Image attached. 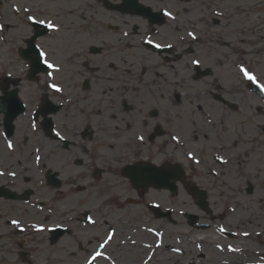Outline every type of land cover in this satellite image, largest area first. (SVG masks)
I'll return each mask as SVG.
<instances>
[{
  "label": "flooded vegetation",
  "instance_id": "1",
  "mask_svg": "<svg viewBox=\"0 0 264 264\" xmlns=\"http://www.w3.org/2000/svg\"><path fill=\"white\" fill-rule=\"evenodd\" d=\"M221 1L46 0L34 3L35 10L45 6L44 12H31L17 11L13 0H0L1 31H6H0L1 254L32 264V250L38 245L32 246V237L44 235L49 245L64 239L79 255L78 264H86L106 233H116L118 216L127 219L124 229L134 233L136 241L142 240L146 226H176L178 166H190L186 184L204 189L209 207L200 210L195 195H189L205 216L201 220L197 215L198 221L207 225L189 229H224L226 234L216 220L242 215L247 205L239 197L245 193L253 200L249 202L257 203L259 217L248 219L250 229L235 226L228 235L249 232L255 246L264 247V172L261 166H238L241 156L255 154V145L259 149L264 144L252 139L250 148L238 152L245 140L244 106L247 101L253 104L258 125L260 117L264 119V100L249 91L234 65L243 59L242 51L231 48L235 62L228 66V42L237 31L229 28ZM213 7L221 14L214 15ZM28 15L52 20L59 31L47 28L46 35L33 39ZM157 43L172 47L156 48ZM35 44L60 65L49 82L59 83L62 93L46 88L45 68L34 63ZM258 79L264 84V77ZM141 135L143 142L137 139ZM197 139L194 144L201 151L195 152L189 142ZM207 150L204 162L200 155ZM189 152L196 164L187 158ZM223 167L234 168L233 174L224 173ZM198 172L207 178L205 185L195 179ZM226 175L241 184L236 187ZM153 179L159 184L166 179L172 189L151 185ZM212 192L220 200L234 201L235 210L224 201L216 210ZM164 210L170 211L166 218ZM52 228L64 229L54 244ZM114 243L115 235L101 251L112 256Z\"/></svg>",
  "mask_w": 264,
  "mask_h": 264
},
{
  "label": "rangeland",
  "instance_id": "2",
  "mask_svg": "<svg viewBox=\"0 0 264 264\" xmlns=\"http://www.w3.org/2000/svg\"><path fill=\"white\" fill-rule=\"evenodd\" d=\"M39 3H43V0H39ZM19 4L29 5V3L27 2ZM213 6H215V3ZM219 7L226 9L227 11V23L229 24V28L234 29L238 32L241 31L242 33L240 34V36L243 42L242 44L238 45L239 33H237V39L236 41H234V49L236 47H241L244 50L243 52L245 53V56L243 58V64L249 69H252L253 67L258 71L259 74L264 75V0H222ZM40 10L41 12H44L45 6H42ZM228 52L230 53V51ZM230 75L231 74L229 73V76ZM232 77L234 78L235 75H233ZM244 92L247 96L248 94H246V91ZM254 117L255 112L253 110V104L251 105V103L247 101L246 105L244 106L243 112L244 125L241 126L243 132H245V140H242L243 144L238 146V152L242 148H250V145H252V139L254 140V142L258 140L260 143H262L264 137V119L263 117H260L259 124L257 125L254 121ZM195 141H200V139L189 142L190 145L193 147V150L195 152L201 151V147H199V144H194ZM210 143L214 144L213 141L208 142V144ZM203 144L204 140L201 145ZM208 151L209 150L200 155L204 162H207L208 160ZM253 152H255V154L250 155L249 157L241 156V160H239L238 166H241L246 170L256 169L257 166H261L260 173L264 172V144H262L259 149H257L255 145V149L253 150ZM210 164L213 165L211 161ZM194 167L197 169V171H204L203 166ZM215 167L217 169H220L217 166ZM225 168L226 167H223L224 173L230 175L233 174L234 168ZM186 169L188 172L189 166H186ZM204 176L205 175H203V173L198 172L197 178L195 179L198 183L205 185L207 178ZM225 177L233 182V185H235L236 187L241 184V180L233 179L232 181L231 176L226 175ZM225 177H222L221 180H224ZM225 184V181L223 184H221L224 189L226 188ZM180 186L181 187L179 195L176 196L178 205V207L176 208L177 211L186 210L195 211L196 213H198L199 211L192 204L188 193L184 190L182 185ZM244 194H242V197L246 200H243L241 195L239 197V202L247 205L244 208L245 210L243 214L239 215L236 212L231 216L226 215L222 220H216L218 221L217 223H222L225 228L231 229L232 231L235 226H238L241 230H248L251 228L250 223L248 224V219L257 220V218L259 217L258 213L256 212L257 203L249 202V199H251V197L247 194L245 196ZM219 200L220 197L218 198L216 194L212 192L211 202L214 203V208L218 211L221 201H225L226 199H221L220 201ZM231 203L234 204V201H231ZM199 218L201 220H204L205 216L199 212ZM175 219L177 220L178 224L176 226L168 225L166 222L162 224V228H164L165 230L166 242L170 244L171 247L173 246L175 251L172 252L170 250V252L163 253L164 249L160 248L157 252L149 254V256L144 258L143 260V256L145 255V253H147V250H145V248L142 249L141 246H134L132 248L130 246L124 245L120 247L117 245L120 244V242L127 240L126 235L132 234V232L124 229V222L127 219L123 216H118L117 221L119 222V226H117V236L115 237L114 247L112 248L113 255L109 256L111 260L100 264H113V262L114 264H141L142 260V264H220V262L221 264H247L251 261L259 260L264 264V258H262V256L264 255V247L255 246V244L253 243V239L251 240V236L246 237V239H244L243 241L249 247L248 252L237 255H232L229 253L227 254L223 249V246H221L223 247L222 250H218L215 247L216 244H224V242H227V240H225L223 237H220L214 231V229L208 231L189 230L185 220L181 216H176ZM262 229H264L263 225L260 226V230ZM175 237H178V241L175 239ZM202 237H204L203 240ZM141 238L143 240L145 239L149 243L154 241V237L152 235L150 236V234L148 233L146 234V232L142 233ZM260 238H264V234L261 235ZM32 239L35 240L31 243L32 246H36V244H38V248H33V261L31 260L32 264H78L77 260L79 258V255L76 253V251H74L73 248H68L66 246L67 243L63 242L64 239H61L57 244L52 246H50L48 242H46V239L44 240V235L33 236ZM231 239L233 240L234 238ZM234 241L239 242L241 240L235 239ZM199 244L201 245V248ZM176 249H179V251H176ZM255 249L260 250V252L256 251ZM254 250L257 252V254L253 253ZM201 253L204 254L203 257L200 256ZM2 255H4L5 257L2 261H0V264H26L25 262H22L18 256L6 257L5 254L0 253V256Z\"/></svg>",
  "mask_w": 264,
  "mask_h": 264
},
{
  "label": "snow or ice",
  "instance_id": "3",
  "mask_svg": "<svg viewBox=\"0 0 264 264\" xmlns=\"http://www.w3.org/2000/svg\"><path fill=\"white\" fill-rule=\"evenodd\" d=\"M17 11H19L17 9ZM25 11H30L29 9H25ZM165 15L175 19V17L172 15L171 12L165 11ZM27 20L36 24H40L45 26L48 29H52L53 31H59L60 25L53 22L50 19H37V17L35 15H28L27 16ZM3 25H0V28H3ZM125 35H127V33H125ZM188 35L190 37H192L193 39H196V36L193 32H189ZM147 43L149 44H153L152 40H147ZM172 47L171 44L168 45H162V44H154V47L156 48H161V47ZM35 48V56H34V63L35 64H39L44 66L45 68V73H46V79H45V86L47 89H51L53 93H62L64 91V89L61 87V85L59 83H55V82H49L51 80L54 79V72H60L61 71V67L60 65L53 63L50 59H49V53L46 52L40 44H35L34 46ZM192 64L194 65H199L200 61L199 60H192L191 61ZM238 71L239 73L242 75V78L247 80V81H251L253 84H256L258 88H260L261 91H264V84H261L260 81L257 79V76L249 71V69L247 67H245V65L243 63H240L238 65ZM10 75V73H9ZM32 128L35 129L36 128V124L35 122L32 123ZM56 136L60 137V133L56 132ZM62 139V137H61ZM137 139L141 142L144 141V136H138ZM173 140L179 142V137L178 136H173L172 137ZM8 147L12 148L13 144L11 141H8ZM189 158H192V153L189 152L188 153ZM37 161H39V157L36 158ZM3 173H0V175H2ZM11 175H15V173H12ZM91 220V218H89ZM94 223V221H92ZM12 223L14 225L19 226V221L18 220H13ZM37 230L38 231H44L43 226H37ZM149 231H153L152 229H149ZM221 231H224V229H221ZM115 235L114 230L113 231H109L108 233H106V239L103 240L102 243H100L97 247V249L92 252L90 254V257L87 259L86 264H96L97 260H109L110 257H108L105 252L101 251L102 249H105L106 246L112 241L113 237ZM157 236L160 235V233H156ZM245 235H247V233H245ZM157 246H159V244H157ZM219 247V246H218ZM176 251H179V249H176ZM114 264V262H113Z\"/></svg>",
  "mask_w": 264,
  "mask_h": 264
},
{
  "label": "bare ground",
  "instance_id": "4",
  "mask_svg": "<svg viewBox=\"0 0 264 264\" xmlns=\"http://www.w3.org/2000/svg\"><path fill=\"white\" fill-rule=\"evenodd\" d=\"M159 247H161L162 249H164V250H163V253L170 252V249H171V245L168 244V243L166 242V240L161 241V242L159 243ZM157 251H158V250H156V252H157ZM231 254L235 255V253H231ZM161 261H163V260H161ZM220 263H221V262H220Z\"/></svg>",
  "mask_w": 264,
  "mask_h": 264
}]
</instances>
